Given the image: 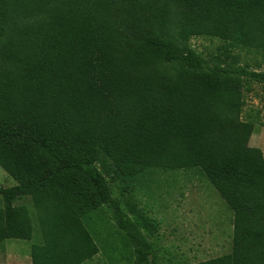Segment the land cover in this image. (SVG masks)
Masks as SVG:
<instances>
[{
  "label": "trees",
  "instance_id": "obj_1",
  "mask_svg": "<svg viewBox=\"0 0 264 264\" xmlns=\"http://www.w3.org/2000/svg\"><path fill=\"white\" fill-rule=\"evenodd\" d=\"M243 51L264 62V0H0V166L17 182L0 187V238L31 241L36 221L32 264H86L107 211L134 264H185L156 252L138 192L193 171L233 214L210 264H264V154L242 117L264 72Z\"/></svg>",
  "mask_w": 264,
  "mask_h": 264
},
{
  "label": "rangeland",
  "instance_id": "obj_2",
  "mask_svg": "<svg viewBox=\"0 0 264 264\" xmlns=\"http://www.w3.org/2000/svg\"><path fill=\"white\" fill-rule=\"evenodd\" d=\"M192 45L211 57L218 53L221 42L196 37ZM241 54V65L248 64L250 70L264 72V62L258 54L246 51ZM248 86L242 117L254 124L250 146L260 148L264 154V84L251 82ZM16 183L0 166V187ZM138 196L149 215L159 222V230L152 239L160 256L185 264H210L211 259L231 252L233 214L205 177L193 171L158 172L152 176L149 187L140 188ZM16 205L26 206L35 219L30 197L25 196ZM98 218L100 252L86 264H134L111 214L105 211ZM35 242H41L36 221L31 241L0 238V264H32L30 246Z\"/></svg>",
  "mask_w": 264,
  "mask_h": 264
}]
</instances>
